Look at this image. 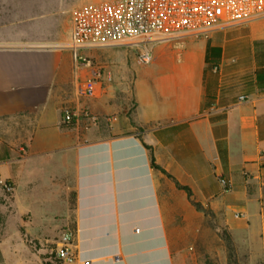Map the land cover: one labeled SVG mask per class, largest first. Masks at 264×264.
<instances>
[{
	"label": "crops",
	"instance_id": "1",
	"mask_svg": "<svg viewBox=\"0 0 264 264\" xmlns=\"http://www.w3.org/2000/svg\"><path fill=\"white\" fill-rule=\"evenodd\" d=\"M0 20L34 26L0 27V264H54L67 229L77 264H264V18L236 27L237 67L221 46L217 73L202 38L148 65L81 50L83 67L47 16Z\"/></svg>",
	"mask_w": 264,
	"mask_h": 264
},
{
	"label": "built area",
	"instance_id": "2",
	"mask_svg": "<svg viewBox=\"0 0 264 264\" xmlns=\"http://www.w3.org/2000/svg\"><path fill=\"white\" fill-rule=\"evenodd\" d=\"M264 18V0H110L79 6L72 17L70 38L64 45L80 66L91 67L81 50L134 48L136 62L148 65L152 48L185 37H207L218 27H238ZM97 81L88 79L81 93L92 97ZM73 115L64 112V122ZM72 230L53 240L54 264H77ZM89 264L88 261L80 262Z\"/></svg>",
	"mask_w": 264,
	"mask_h": 264
},
{
	"label": "rangeland",
	"instance_id": "3",
	"mask_svg": "<svg viewBox=\"0 0 264 264\" xmlns=\"http://www.w3.org/2000/svg\"><path fill=\"white\" fill-rule=\"evenodd\" d=\"M105 1L110 0H0V16L6 18L14 16L28 18L37 15L47 16L50 20H38L39 31L52 33L54 36L65 35L67 37L72 29L73 12L79 6L87 3ZM32 22L33 20H0V27L6 26L5 30H7L9 28H14L16 23H22V27L30 31V28L34 27L31 24ZM244 33V29L222 26L210 32L207 37L197 38H202L205 42L209 41L214 45L223 46L227 56L226 59H229V64L237 67L238 38ZM64 40L60 41V43ZM123 49L127 51L130 50L134 55L137 53V50L134 48ZM70 208V220H73L72 203L70 204ZM225 241L224 238V242ZM230 252L232 258V250Z\"/></svg>",
	"mask_w": 264,
	"mask_h": 264
},
{
	"label": "trees",
	"instance_id": "4",
	"mask_svg": "<svg viewBox=\"0 0 264 264\" xmlns=\"http://www.w3.org/2000/svg\"><path fill=\"white\" fill-rule=\"evenodd\" d=\"M222 47L220 45H211L210 42L207 43L205 51V72H218V67L221 63L222 58ZM256 84L259 89H264V64L257 65L255 71Z\"/></svg>",
	"mask_w": 264,
	"mask_h": 264
}]
</instances>
